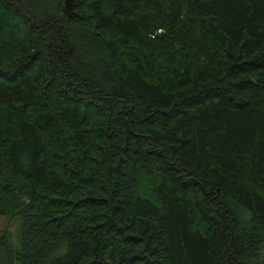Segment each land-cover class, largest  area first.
<instances>
[{
    "label": "trees",
    "instance_id": "obj_1",
    "mask_svg": "<svg viewBox=\"0 0 264 264\" xmlns=\"http://www.w3.org/2000/svg\"><path fill=\"white\" fill-rule=\"evenodd\" d=\"M0 0L1 264H264V0Z\"/></svg>",
    "mask_w": 264,
    "mask_h": 264
},
{
    "label": "rangeland",
    "instance_id": "obj_2",
    "mask_svg": "<svg viewBox=\"0 0 264 264\" xmlns=\"http://www.w3.org/2000/svg\"><path fill=\"white\" fill-rule=\"evenodd\" d=\"M18 223L15 220L8 221L7 219L0 217V239H6V245L14 249L17 244V229ZM5 256L4 249L0 245V264L1 258Z\"/></svg>",
    "mask_w": 264,
    "mask_h": 264
},
{
    "label": "water",
    "instance_id": "obj_3",
    "mask_svg": "<svg viewBox=\"0 0 264 264\" xmlns=\"http://www.w3.org/2000/svg\"><path fill=\"white\" fill-rule=\"evenodd\" d=\"M73 0H62L61 11L65 17H69L72 13Z\"/></svg>",
    "mask_w": 264,
    "mask_h": 264
}]
</instances>
